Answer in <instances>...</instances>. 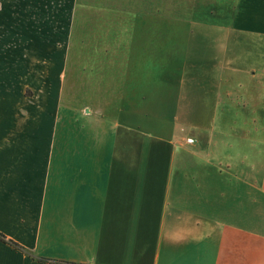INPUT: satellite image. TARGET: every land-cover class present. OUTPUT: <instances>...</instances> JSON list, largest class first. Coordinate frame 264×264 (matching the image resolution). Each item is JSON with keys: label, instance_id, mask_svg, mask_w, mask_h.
<instances>
[{"label": "crops", "instance_id": "1", "mask_svg": "<svg viewBox=\"0 0 264 264\" xmlns=\"http://www.w3.org/2000/svg\"><path fill=\"white\" fill-rule=\"evenodd\" d=\"M244 7L243 36L181 45L176 98L137 101L121 66L114 90L86 75L115 98L90 99L82 133L0 117V232L37 258L0 241V264H264V0Z\"/></svg>", "mask_w": 264, "mask_h": 264}, {"label": "rangeland", "instance_id": "2", "mask_svg": "<svg viewBox=\"0 0 264 264\" xmlns=\"http://www.w3.org/2000/svg\"><path fill=\"white\" fill-rule=\"evenodd\" d=\"M252 2L1 0L0 117H40L59 112L58 116L69 121L74 133H82L83 118L87 115L85 105L90 104V99L92 103L98 102L100 94L106 104L115 98V94L85 92L91 81L86 75L89 76L90 70L98 76L101 72L104 86L114 90L115 72L121 66L128 71V89L139 93L137 101H145L143 96L155 101L157 93L162 91L176 98L182 69L181 45L189 44L192 36L203 40H219L228 32L243 36L244 24L259 17L258 13L244 11V5ZM82 5H100L106 9L101 14L89 9L85 14ZM135 9L139 13L136 17L119 14ZM78 12L82 15L78 18L80 23L76 22L73 28ZM99 36L108 44L106 53L99 46L83 45L84 39ZM135 42L139 43L132 54L131 44ZM212 48L218 54L217 48ZM54 53L68 60L55 62L54 84L60 92L50 93L46 89L52 87L48 75ZM124 53H130L127 65L120 60ZM48 100L55 102L54 109L43 108ZM162 117L169 119L171 114L165 111Z\"/></svg>", "mask_w": 264, "mask_h": 264}, {"label": "trees", "instance_id": "3", "mask_svg": "<svg viewBox=\"0 0 264 264\" xmlns=\"http://www.w3.org/2000/svg\"><path fill=\"white\" fill-rule=\"evenodd\" d=\"M82 8H83V13H85V14H87L88 13V11L87 10H91V12L92 11H94V14L95 13H102V12H104L105 11V9L106 8H104V6H100V5H95V6H92V5H86V6H83L82 5ZM120 13H124L125 15H127V16H132V17H136V16H138L139 15V13H138V10L137 9H135V10H129L128 12H119V14ZM82 15L80 14V12H78V16H77V20L75 21V23L76 22H78V23H80V21L78 20V18L79 17H81ZM86 20V19H85ZM85 20H83V22L85 21ZM85 27L86 28H88L89 26H88V23H87V21H85ZM77 27V26H76ZM0 241H2V242H4V243H6V244H9V245H11V246H13L14 248H16L17 250H20V251H22V252H24V253H26L27 255H30V256H32L34 259H37L31 252H29L26 248H24L22 245H20V244H18L17 242H15V241H13L12 239H10V238H8L5 234H3L2 232H0ZM38 260H40V261H49V260H47V259H43V258H39ZM60 263H64V264H71V263H68V262H60Z\"/></svg>", "mask_w": 264, "mask_h": 264}, {"label": "built area", "instance_id": "4", "mask_svg": "<svg viewBox=\"0 0 264 264\" xmlns=\"http://www.w3.org/2000/svg\"><path fill=\"white\" fill-rule=\"evenodd\" d=\"M188 143H191V144L194 143V139L189 138V139H188Z\"/></svg>", "mask_w": 264, "mask_h": 264}]
</instances>
